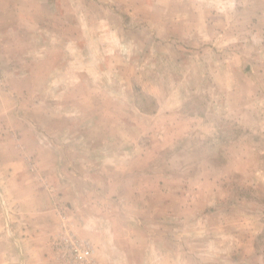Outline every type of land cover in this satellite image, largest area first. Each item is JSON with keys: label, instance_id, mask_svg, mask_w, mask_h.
Masks as SVG:
<instances>
[{"label": "rangeland", "instance_id": "374dc122", "mask_svg": "<svg viewBox=\"0 0 264 264\" xmlns=\"http://www.w3.org/2000/svg\"><path fill=\"white\" fill-rule=\"evenodd\" d=\"M264 264V0H0V264Z\"/></svg>", "mask_w": 264, "mask_h": 264}, {"label": "built area", "instance_id": "2783aa9c", "mask_svg": "<svg viewBox=\"0 0 264 264\" xmlns=\"http://www.w3.org/2000/svg\"><path fill=\"white\" fill-rule=\"evenodd\" d=\"M67 254L72 262L76 264H92V247L86 241L70 237L66 234Z\"/></svg>", "mask_w": 264, "mask_h": 264}]
</instances>
